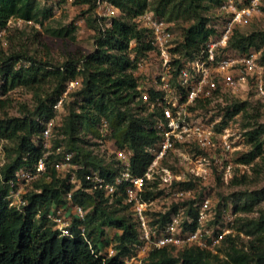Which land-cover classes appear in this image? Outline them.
Instances as JSON below:
<instances>
[{"label":"trees","instance_id":"16d2710c","mask_svg":"<svg viewBox=\"0 0 264 264\" xmlns=\"http://www.w3.org/2000/svg\"><path fill=\"white\" fill-rule=\"evenodd\" d=\"M98 1L77 0V3L89 5V13L97 8ZM104 1L116 7L118 13L107 18L106 25L99 18L88 17V24L96 33V48L83 59L65 61L59 66L51 65V69L36 63L18 68L17 63L26 58L24 54L0 55V73L6 80V92L20 86L33 87L46 77L53 78L55 82L52 92H46L44 97L38 96L34 112L24 117L0 118V139L15 140L16 154L13 160L1 168L3 180L12 178L18 169L32 165L42 155L41 139L45 122L59 114L54 105L63 97L70 83L76 82L63 100L62 109L68 113L61 125L54 128L51 145L53 153L48 161L51 180L35 183V188L40 191H32L28 195L30 204L26 211L8 206L5 200L7 188L0 180V264H125L123 257L132 254L131 248L138 237V231L128 207L122 200L109 203L100 190L87 192L85 189L90 187L87 181H84L80 189L73 190L71 197L72 202L87 210L85 219L73 218L74 236H61L54 229L53 223L46 219V214L52 205L62 206L70 202L67 193L74 185L68 178L62 177L52 164L61 159L64 152L71 151L75 153V164L98 168L110 179L117 171L114 161L107 163L105 157L91 149L99 137L100 120L105 118L111 125L116 145L121 147L128 144L134 149V172L141 175L150 161L145 146L154 143L157 135L155 130L146 125L152 123L151 116L144 113L137 101V78L134 75L137 65L131 53L147 57L154 47L136 20L145 11L152 10L159 17L173 23L174 30L176 24L183 26L184 40L178 44L176 51L183 56H192L216 33L214 26L220 17L217 15L216 20H212L207 13L212 9L218 11L221 0ZM52 7L41 9L37 0H0V28L11 17L33 20L44 25ZM239 27L234 29L229 47L240 54L251 49L261 50L264 31L246 34ZM54 34L68 37L71 31L60 29L54 31ZM261 60L264 64V50ZM34 92H37L36 88ZM7 101V97L1 100L0 108ZM238 106V102H235L232 105L233 113L224 119L240 112ZM245 126L250 127L251 124L248 122ZM60 134L64 136L63 141L58 139ZM82 134H91L92 140L85 139ZM245 135L253 149L243 153L236 161L250 164L256 157L264 158V129L248 130ZM84 173V170H80L79 177H83ZM122 204L128 214L120 213L119 207ZM36 205H40V213ZM217 209H220L219 206ZM243 209L250 210L247 206ZM81 225L86 228V237L80 234ZM247 226V234L255 235L256 239L247 247H238L234 238L223 258L199 247H189L178 252L163 248L153 251L144 264H264V213ZM108 229H117L119 233L110 238ZM111 241L116 244L115 255L109 258L100 255V248Z\"/></svg>","mask_w":264,"mask_h":264},{"label":"built area","instance_id":"2783aa9c","mask_svg":"<svg viewBox=\"0 0 264 264\" xmlns=\"http://www.w3.org/2000/svg\"><path fill=\"white\" fill-rule=\"evenodd\" d=\"M61 2L52 0V5ZM98 3L108 19L118 13L109 2L99 0ZM262 6V0H221L220 19L214 26L216 33L192 56L176 51L178 43L173 23L152 10L137 18L139 27L146 31L148 42L154 47L147 57L131 53L137 65L134 71L137 101L144 113L151 116L152 123L146 125L157 135L154 143L145 146L150 161L141 175L135 173L134 149L128 144L117 146L109 121L102 118L98 125L99 137L91 149L104 152L103 157L105 154L112 157L117 171L110 179L98 168L75 164V153L71 151L64 152L62 158L52 164L74 185L67 193L70 202L52 205L46 214V219L61 236H74V217L85 219L87 210L71 201L73 190L80 189L84 181L90 185L85 189L87 192L100 190L109 203L122 200L136 222L138 237L132 245V254L123 257L125 264H144L153 251L163 248L178 252L199 247L218 254L225 236H236L233 233L235 215L231 213L223 221H217L215 198L204 188L216 184L220 177L225 182L231 180V171L237 165L247 167L249 164H236L233 156L248 150L230 125L217 130L220 120L213 118L216 111L212 102L224 94L244 100L253 96L264 100L262 51L251 49L240 54L229 47L234 29L262 14ZM14 23L39 26L33 20L11 17L0 28V41L16 26L12 25ZM21 66L23 63L18 62L17 67ZM75 85L76 82H71L54 105L59 114L68 90ZM5 87L6 80L0 73V101L13 91L6 92ZM59 114L46 120L41 139L42 155L32 165L21 167L8 180H3L0 170L9 207L26 211L30 204L28 195L40 191L35 183L51 180L48 161L53 153L54 128L61 125ZM80 170L85 171L83 177L78 175ZM79 229L86 237L85 226ZM99 254L108 258L115 255L113 249L105 255L102 247Z\"/></svg>","mask_w":264,"mask_h":264},{"label":"rangeland","instance_id":"374dc122","mask_svg":"<svg viewBox=\"0 0 264 264\" xmlns=\"http://www.w3.org/2000/svg\"><path fill=\"white\" fill-rule=\"evenodd\" d=\"M37 2L41 9H50L53 6L49 17L44 20V25L38 23L37 25L39 26L37 27L34 25L19 26L15 23L12 24L16 26H12L5 40L0 41L1 56H7L11 53L24 54L26 58H22L19 61L23 63L22 67L36 63L51 69L53 65L59 66L65 61H79L95 50L96 33L87 20L88 17L99 18L103 25H106L108 19L99 3L94 11L88 13L90 6L78 4L77 0H62L61 3L54 5H52V0H37ZM262 5V14L239 27L241 32L251 34L264 31V0H262ZM207 15L212 20H216L218 11L212 9ZM188 25L190 24H185L184 26ZM60 29H69L71 31L70 36L62 37L54 34V31ZM174 33L177 43H182L184 40L183 26L176 24ZM261 50H264V45ZM38 85L36 84L33 87L20 86L13 89L7 96L6 105L0 108V118L24 117L34 112L38 105V96L44 97L46 92H52L55 82L53 78L46 77ZM35 88L36 93L34 92ZM220 98L212 102V108L216 111L213 114L215 116L213 118L217 117L220 120L217 130L222 131L224 127L230 125V128L237 132L241 142L247 146L248 151L246 153H248L253 149V145L249 144L245 135L246 132L248 130L264 129V100L261 101L255 96L244 100L228 94H224ZM235 102H238V107L241 109L240 112L234 114V116L227 117L225 120L224 117L233 113L232 105ZM65 110L62 109L59 114L60 121L68 113ZM222 120L225 122L223 123ZM248 122L251 124L250 127L245 126ZM90 135H83V137L87 140H92ZM58 139L63 141L64 136L60 134ZM14 144L15 140L0 139V170L3 165L16 157ZM95 150L100 155H104V152L98 151V149ZM241 155L233 156L236 164H238L236 159ZM104 157L107 163L113 162L109 154H105ZM231 172L233 178L228 182L223 181L220 177L216 184L204 188L205 190H210L209 192L215 198V204L220 208L219 210L217 209V221H223L231 213L235 215L233 233L236 236L232 234L226 235L217 249L218 254L222 258L225 257L234 238L238 247H247L250 242L256 239L255 235L247 234L246 230L249 228L247 225L264 213V158L262 156L256 157L247 167L237 165L233 167ZM244 206L249 207L250 210L243 209ZM35 208H38V211L41 210L40 205H36ZM119 208L122 215L128 214L127 210H123V204ZM68 213L73 215L71 209H68ZM116 233H119L117 229H108L110 238L115 236ZM115 246L116 244L113 241L104 247L102 246L103 253L108 255L110 249H113L114 253H116Z\"/></svg>","mask_w":264,"mask_h":264}]
</instances>
